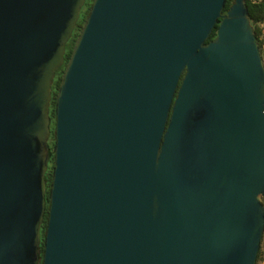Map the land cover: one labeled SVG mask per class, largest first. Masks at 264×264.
<instances>
[{
    "label": "water",
    "instance_id": "95a60500",
    "mask_svg": "<svg viewBox=\"0 0 264 264\" xmlns=\"http://www.w3.org/2000/svg\"><path fill=\"white\" fill-rule=\"evenodd\" d=\"M83 3L0 0V264H255L264 64L244 0H91L39 259L50 87Z\"/></svg>",
    "mask_w": 264,
    "mask_h": 264
},
{
    "label": "trees",
    "instance_id": "16d2710c",
    "mask_svg": "<svg viewBox=\"0 0 264 264\" xmlns=\"http://www.w3.org/2000/svg\"><path fill=\"white\" fill-rule=\"evenodd\" d=\"M233 0H225L224 7L222 10V13H225ZM91 0H84V3L80 9L79 12V17L74 25V28L72 30V33L67 40L65 44V50L62 58L61 64L56 68L53 79L51 82V87H50V101L48 105V118H49V133H48V139H47V146L48 149L50 150L51 154L49 156L48 162H47V168L44 172V213L42 215V220H41V225H40V230H39V243L37 246L38 250V257L40 259L42 250H43V235H44V229H45V224H46V216H47V207H48V189H49V184L51 181V167L53 165V152H52V146H53V141H54V99H55V93L56 89L58 87V83L60 81V76L61 73L63 72L64 66L68 60V57L71 52V48L73 45V42L78 34V31L80 29V26L85 18V16L88 13L89 6H90ZM246 10H247V17L249 19V22L251 26L253 27L254 35L256 36V40L258 43V46L260 48V51L262 52V45L264 39L261 37L263 34L262 28L260 24L264 21V3L263 1L260 2H251L250 0H244ZM219 21V20H218ZM218 22L214 25L210 35L208 38L205 40V42L209 41L210 39L214 38L216 35V30H217ZM263 204H264V197L262 198ZM262 241V240H261ZM262 254V249L260 245V249L258 252V257L257 261L255 264H257L260 256ZM39 264V263H38Z\"/></svg>",
    "mask_w": 264,
    "mask_h": 264
},
{
    "label": "crops",
    "instance_id": "0c3cea01",
    "mask_svg": "<svg viewBox=\"0 0 264 264\" xmlns=\"http://www.w3.org/2000/svg\"><path fill=\"white\" fill-rule=\"evenodd\" d=\"M260 26H261L263 34H264V21L260 24ZM263 34L261 36L262 38H263ZM261 249H262V254H261L257 264H264V233H263V237H262V241H261Z\"/></svg>",
    "mask_w": 264,
    "mask_h": 264
},
{
    "label": "built area",
    "instance_id": "2783aa9c",
    "mask_svg": "<svg viewBox=\"0 0 264 264\" xmlns=\"http://www.w3.org/2000/svg\"><path fill=\"white\" fill-rule=\"evenodd\" d=\"M250 1L253 3L263 1V3H264V0H250ZM262 48H263V52H264V43L262 45Z\"/></svg>",
    "mask_w": 264,
    "mask_h": 264
},
{
    "label": "rangeland",
    "instance_id": "374dc122",
    "mask_svg": "<svg viewBox=\"0 0 264 264\" xmlns=\"http://www.w3.org/2000/svg\"><path fill=\"white\" fill-rule=\"evenodd\" d=\"M263 38H264V34H263ZM261 55H262V59H263V64H264V52H263V48H262V52H261ZM264 233V232H263ZM263 237V236H262Z\"/></svg>",
    "mask_w": 264,
    "mask_h": 264
}]
</instances>
